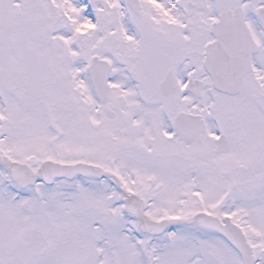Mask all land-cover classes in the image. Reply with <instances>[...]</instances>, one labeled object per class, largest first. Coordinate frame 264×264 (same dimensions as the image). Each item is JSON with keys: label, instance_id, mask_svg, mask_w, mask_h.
Here are the masks:
<instances>
[{"label": "snow or ice", "instance_id": "snow-or-ice-1", "mask_svg": "<svg viewBox=\"0 0 264 264\" xmlns=\"http://www.w3.org/2000/svg\"><path fill=\"white\" fill-rule=\"evenodd\" d=\"M0 264H264V0H0Z\"/></svg>", "mask_w": 264, "mask_h": 264}]
</instances>
